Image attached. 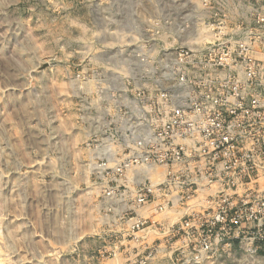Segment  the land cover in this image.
I'll use <instances>...</instances> for the list:
<instances>
[{
	"label": "rangeland",
	"instance_id": "374dc122",
	"mask_svg": "<svg viewBox=\"0 0 264 264\" xmlns=\"http://www.w3.org/2000/svg\"><path fill=\"white\" fill-rule=\"evenodd\" d=\"M256 12L264 0H0V264H264L245 241L191 254L185 207L156 204L163 169L115 172L105 153L119 106L173 82L139 58L243 37L233 24Z\"/></svg>",
	"mask_w": 264,
	"mask_h": 264
},
{
	"label": "built area",
	"instance_id": "2783aa9c",
	"mask_svg": "<svg viewBox=\"0 0 264 264\" xmlns=\"http://www.w3.org/2000/svg\"><path fill=\"white\" fill-rule=\"evenodd\" d=\"M233 27L246 33L166 51L155 66L139 58L144 76L173 82H158L153 101L119 106L121 135L108 137L115 150L105 152L120 158L110 167L115 172L163 169L151 185L156 204L185 207L176 221L184 219L190 253L200 260L212 244L229 255L242 241L250 256L264 254V60L257 55L264 52V12Z\"/></svg>",
	"mask_w": 264,
	"mask_h": 264
},
{
	"label": "crops",
	"instance_id": "0c3cea01",
	"mask_svg": "<svg viewBox=\"0 0 264 264\" xmlns=\"http://www.w3.org/2000/svg\"><path fill=\"white\" fill-rule=\"evenodd\" d=\"M261 59L264 60V52H260L259 54H257Z\"/></svg>",
	"mask_w": 264,
	"mask_h": 264
}]
</instances>
